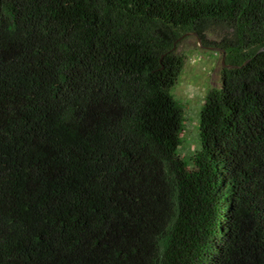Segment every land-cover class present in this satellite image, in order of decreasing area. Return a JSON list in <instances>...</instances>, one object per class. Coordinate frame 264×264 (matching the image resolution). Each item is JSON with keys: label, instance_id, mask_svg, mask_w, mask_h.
<instances>
[{"label": "trees", "instance_id": "1", "mask_svg": "<svg viewBox=\"0 0 264 264\" xmlns=\"http://www.w3.org/2000/svg\"><path fill=\"white\" fill-rule=\"evenodd\" d=\"M188 32L241 66L192 169ZM0 264H264V0H0Z\"/></svg>", "mask_w": 264, "mask_h": 264}, {"label": "rangeland", "instance_id": "2", "mask_svg": "<svg viewBox=\"0 0 264 264\" xmlns=\"http://www.w3.org/2000/svg\"><path fill=\"white\" fill-rule=\"evenodd\" d=\"M214 39V36H211ZM195 36L186 37L177 52L187 55L184 69L172 88V94L182 105L184 121L179 152L187 168L195 167L193 155L201 148V111L214 87L222 85V54L203 49Z\"/></svg>", "mask_w": 264, "mask_h": 264}, {"label": "water", "instance_id": "3", "mask_svg": "<svg viewBox=\"0 0 264 264\" xmlns=\"http://www.w3.org/2000/svg\"><path fill=\"white\" fill-rule=\"evenodd\" d=\"M189 36H195L198 40L199 46L202 47L203 49H207L210 51H214L216 53L222 54V67H228V68H240V65H234V64H228L226 61V50L219 47V46H208L203 43L202 37L198 34V32H188L184 35H182L179 39L178 42L181 41L182 39L189 37ZM175 49V48H174Z\"/></svg>", "mask_w": 264, "mask_h": 264}]
</instances>
